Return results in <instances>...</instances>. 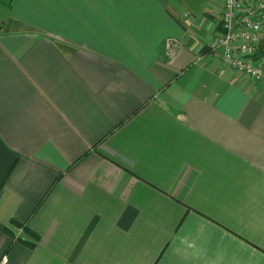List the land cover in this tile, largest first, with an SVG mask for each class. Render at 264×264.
I'll use <instances>...</instances> for the list:
<instances>
[{"label":"crops","instance_id":"obj_1","mask_svg":"<svg viewBox=\"0 0 264 264\" xmlns=\"http://www.w3.org/2000/svg\"><path fill=\"white\" fill-rule=\"evenodd\" d=\"M221 6L0 5V264H264V80L209 55Z\"/></svg>","mask_w":264,"mask_h":264},{"label":"built area","instance_id":"obj_2","mask_svg":"<svg viewBox=\"0 0 264 264\" xmlns=\"http://www.w3.org/2000/svg\"><path fill=\"white\" fill-rule=\"evenodd\" d=\"M163 43L167 59L181 45L175 37H166ZM206 49L231 71L254 82L264 80V0H222L218 27ZM6 262L2 257L1 263Z\"/></svg>","mask_w":264,"mask_h":264},{"label":"trees","instance_id":"obj_3","mask_svg":"<svg viewBox=\"0 0 264 264\" xmlns=\"http://www.w3.org/2000/svg\"><path fill=\"white\" fill-rule=\"evenodd\" d=\"M12 1L13 0H0V5H4L5 7H10V5H11V3H12ZM18 227H20V228H23V232L25 231V229H26V227L24 226V224H16ZM12 235V234H11ZM14 236V235H13ZM12 236V237H13ZM18 240H22L21 238H22V236H18V237H16ZM14 239V238H13ZM17 239H15V240H17Z\"/></svg>","mask_w":264,"mask_h":264}]
</instances>
